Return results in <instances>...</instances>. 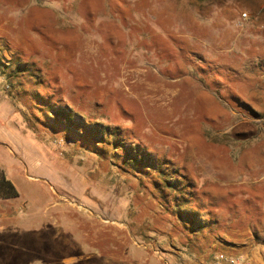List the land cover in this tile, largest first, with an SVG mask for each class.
<instances>
[{"label":"rangeland","instance_id":"rangeland-1","mask_svg":"<svg viewBox=\"0 0 264 264\" xmlns=\"http://www.w3.org/2000/svg\"><path fill=\"white\" fill-rule=\"evenodd\" d=\"M28 136L50 209L1 264H264V0H0V140Z\"/></svg>","mask_w":264,"mask_h":264},{"label":"crops","instance_id":"crops-1","mask_svg":"<svg viewBox=\"0 0 264 264\" xmlns=\"http://www.w3.org/2000/svg\"><path fill=\"white\" fill-rule=\"evenodd\" d=\"M22 144H29L31 149L39 154L38 157L28 156L26 158V165L28 168L26 170L21 169V167L24 166L22 165L24 162L19 159L18 156L20 154L17 156V153L21 151L20 146H22ZM47 145H49V143L45 139L34 136H28L21 140L15 137L6 140V142L0 140L1 170L6 179L14 185L20 194L19 197L16 198H0L1 258L3 254L10 252V249H13L12 252L15 253L14 255H29V251L31 250L29 247L30 242L33 243L34 248L36 249V245L38 244L35 245L34 241L38 242L42 236L38 233L39 228L36 226L39 222L40 225H42L44 221L43 218L40 220L37 216L35 217V213L36 211H43L46 213V211L50 209V207H46V203L52 195L50 190L51 187L43 182L44 180H48L51 175H54L50 174L49 171L48 162L50 156ZM21 187L24 188L27 195H22L23 191H21ZM22 200L25 203L21 202ZM21 208H24V211L20 212ZM34 228L38 229L33 230ZM29 237H33V239L30 240ZM13 240L16 244L18 240H20L21 242H24L22 244L26 243V245L21 246V243L15 245L10 242ZM18 245L23 247V249H17ZM34 251L32 253H35ZM253 260L250 261V264H257V262Z\"/></svg>","mask_w":264,"mask_h":264},{"label":"trees","instance_id":"trees-1","mask_svg":"<svg viewBox=\"0 0 264 264\" xmlns=\"http://www.w3.org/2000/svg\"><path fill=\"white\" fill-rule=\"evenodd\" d=\"M19 195L14 185L6 179L2 170H0V198H16Z\"/></svg>","mask_w":264,"mask_h":264},{"label":"built area","instance_id":"built-area-1","mask_svg":"<svg viewBox=\"0 0 264 264\" xmlns=\"http://www.w3.org/2000/svg\"><path fill=\"white\" fill-rule=\"evenodd\" d=\"M225 261H227V264H240V261L238 259H234V258H226Z\"/></svg>","mask_w":264,"mask_h":264}]
</instances>
